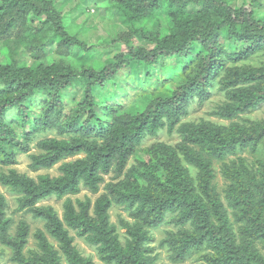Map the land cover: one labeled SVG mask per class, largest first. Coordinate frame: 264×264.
Returning <instances> with one entry per match:
<instances>
[{
    "label": "trees",
    "instance_id": "16d2710c",
    "mask_svg": "<svg viewBox=\"0 0 264 264\" xmlns=\"http://www.w3.org/2000/svg\"><path fill=\"white\" fill-rule=\"evenodd\" d=\"M233 1L112 0L109 8L129 29L111 44H89L66 28L54 0H0V48L8 52V60L0 56V186L17 197L19 211L43 223L28 257L32 225L16 222L0 193V255L8 253L13 264H96L75 245L76 235L104 264H150L147 229L172 215L177 226L191 225L163 241L176 262L207 245V264H264V167L259 178L246 168L227 170L237 186L227 194L234 220L213 184L214 161L264 144V122L184 121L192 106L209 101L219 79L228 94L215 112L219 118L233 121L264 103V61L260 68L247 65L264 59V0L238 8ZM106 49L118 52L102 66L74 61L77 53ZM164 67L177 72L166 79ZM125 70L130 74L122 82ZM166 83L173 86L169 94L162 93ZM120 87L129 93L124 103ZM77 88L82 94L69 111L65 93ZM144 91L159 93L141 112L130 111L136 106L130 96ZM165 129L179 135L178 145L160 143L130 164L142 143ZM50 132L58 136H46ZM35 142L30 169L59 165L60 175L32 178L11 169ZM103 185L94 204L71 199L83 190L99 195ZM50 199H65L63 217L41 205ZM114 207L137 220L124 224L125 243L111 222Z\"/></svg>",
    "mask_w": 264,
    "mask_h": 264
},
{
    "label": "rangeland",
    "instance_id": "374dc122",
    "mask_svg": "<svg viewBox=\"0 0 264 264\" xmlns=\"http://www.w3.org/2000/svg\"><path fill=\"white\" fill-rule=\"evenodd\" d=\"M112 0H54L55 5L58 9L62 11V15L64 17V22L66 28L72 34H78L80 39L88 42L89 44H99L102 42H107V44H111L113 40L122 32L129 29L128 24L121 19L120 15L116 12H113L109 5ZM245 0H234L232 2V6L241 7ZM36 22L35 24H37ZM154 21L149 23V27L153 26ZM229 49L237 51L238 48L227 44ZM117 50L106 49L103 52H95L88 55L77 53L75 55L74 61L78 64V66L85 65L86 63H92L94 66H102V64L106 63L109 59L114 57L117 54ZM54 50H51L49 53V59H47V63L50 64L53 58ZM0 56L3 59L8 60V52L7 49L0 48ZM2 59V60H3ZM21 60H26L27 64L31 65L32 61L25 58L24 56H20ZM49 60V61H48ZM264 59L259 57L254 59L253 62H249L248 66H253L254 68H260L263 64ZM159 67V66H158ZM154 69L155 75H157L160 71L159 68ZM163 74H165V78L168 79L172 75H174L177 71H174V68L164 67ZM168 75H167V74ZM130 74V70H125L124 75L121 79L126 78ZM121 82V84H122ZM160 85V83H159ZM124 86V83H123ZM162 87L159 86V88ZM165 89L162 91L163 94H169V92L173 89L172 84L166 83L163 86ZM121 88V87H120ZM119 90L121 91V102L124 103L127 100V96L129 95L127 90ZM153 90V89H152ZM212 95L208 102L203 104L202 106L195 104L190 108L189 114L184 119L186 122H199L201 120H207L213 122L214 124L230 126L232 123L237 122L239 124L249 123H262L264 122V103L261 104L256 109L250 111L247 114L241 115L239 118L229 121L219 118L215 112L217 107L222 105L224 102L228 100L227 91H224L220 86V79L217 80L211 88ZM159 93V92H156ZM156 93H151L148 91H144L143 95L137 97L130 96V100H135V108H130V111L134 113L141 112L153 99ZM81 91L79 88L77 90L70 89L65 93V103L66 107L69 111H72L75 107L76 101L81 96ZM135 94V93H133ZM46 136L55 137L58 136L55 132H50ZM43 137V136H40ZM39 137V138H40ZM38 138V139H39ZM37 141V140H36ZM180 142L179 135L176 132L169 133L166 129L159 133L158 136L149 137L143 143L139 149V152L136 156H134L130 164L137 162V159L144 157L143 150L150 149L155 145L160 143L176 147ZM36 146V142L31 145L32 151L29 154H19L18 155V163L11 167V169L17 170L19 173L26 174L32 178H37L39 175L48 174L52 177H57L60 175L59 165L55 166L49 170H41L38 172H33L30 169L31 159L30 154L38 153ZM72 160V159H71ZM189 171L196 175V170L191 166L186 165ZM264 167V144L260 142L256 145L255 148H247L244 150H239L231 155H228L223 161H214V180L213 184L216 186L219 193L222 195V200L224 202V206L226 209L229 208V203L227 200V194L234 191L229 190L230 186H236V183L233 179L232 174H228L227 170L232 172L241 171L243 168H246L249 172L255 174L258 178L261 176ZM1 171V169H0ZM114 178V174H111L106 177L107 183L111 182ZM237 187V186H236ZM229 190V191H228ZM228 191V192H227ZM0 193L5 195L9 202V215L12 216L16 222H18L21 218L26 219L32 225V237L30 238L28 248L26 250L27 256H30L31 250H36V244L33 235L36 233L37 228H43V223L40 221L34 220L31 215L26 214L25 212L19 211V205L17 202V197H13L5 188L0 186ZM105 193L104 185L102 186L101 192L99 195H93L87 190H83L82 193L78 196H72L71 199L74 203L77 200L85 202L87 199H91L92 203L96 201V199ZM64 202L58 201L56 199H50L41 205L43 206H52L60 215L63 217L64 214ZM233 219L232 213L233 211L229 208L228 211ZM111 222L116 225L120 239L123 243L126 240V232L127 230L124 227V224L134 225L136 223V219L131 215L130 211L125 210L122 207H114L110 212ZM176 216H168L165 219V222L160 228L157 229H147V232H150L152 237V241L150 242L151 247L153 248V257L154 260H151L150 264H207L205 261V257L211 256L210 247L207 245H203L201 247H195L192 251V254L189 258H187L183 262H176L173 257L172 248L168 245H162L163 241L168 238V233L178 234L180 230L183 229L189 230L191 229V225L187 224L184 227H179L174 223V218ZM234 220V219H233ZM72 235H75L72 233ZM52 240V239H51ZM75 245L80 249V251L86 256L91 257L95 261L96 264H104L96 250L88 245V243L81 237L75 235ZM261 252L264 254V249L260 248ZM2 252V251H1ZM0 264H13L10 260V256L8 253L3 251L2 255H0Z\"/></svg>",
    "mask_w": 264,
    "mask_h": 264
}]
</instances>
